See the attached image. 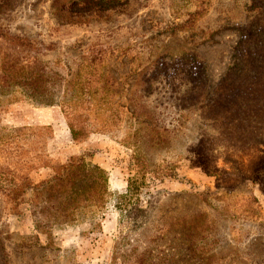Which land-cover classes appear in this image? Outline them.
<instances>
[{"label": "rangeland", "instance_id": "374dc122", "mask_svg": "<svg viewBox=\"0 0 264 264\" xmlns=\"http://www.w3.org/2000/svg\"><path fill=\"white\" fill-rule=\"evenodd\" d=\"M105 1L0 0V264H264V0ZM73 157L107 202L40 232L34 186Z\"/></svg>", "mask_w": 264, "mask_h": 264}, {"label": "trees", "instance_id": "16d2710c", "mask_svg": "<svg viewBox=\"0 0 264 264\" xmlns=\"http://www.w3.org/2000/svg\"><path fill=\"white\" fill-rule=\"evenodd\" d=\"M63 1L66 4H76L78 7L85 6V4L106 3L105 0ZM109 2L110 0H108ZM21 40L28 45L29 41L26 38H21ZM34 58L35 60L31 67L24 64L21 66L22 76L26 79L23 83L30 84L31 89L34 91H43L45 89L44 82L50 78V74L48 75V72L45 71L41 59L36 56ZM30 68L32 69L31 73L35 76L33 81L29 80L27 74ZM71 126L74 139H79L82 136L81 129H77L73 123H71ZM140 161L144 163L143 160ZM143 172L141 181L150 170L143 167ZM166 175L174 178L179 177L178 173L172 169ZM137 179H139V175L130 180L127 194L121 196L119 204L122 210L128 209L129 203H132V208H134L140 198L139 193L142 185L137 184ZM108 181V173L104 168L100 166H85V161L79 157H73L67 164L56 167L55 174L52 177L34 186L35 199L37 201V209L34 212L36 229L49 234L53 227L75 221L82 210L88 209L91 212L101 210L109 196ZM28 186L29 183L23 181L18 185L8 183L5 188L20 196L25 193ZM122 202L125 203L124 206H121Z\"/></svg>", "mask_w": 264, "mask_h": 264}]
</instances>
